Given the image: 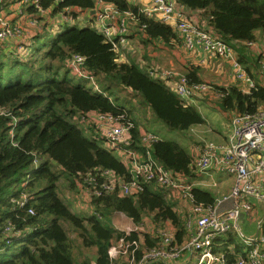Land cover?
I'll use <instances>...</instances> for the list:
<instances>
[{
  "label": "trees",
  "instance_id": "16d2710c",
  "mask_svg": "<svg viewBox=\"0 0 264 264\" xmlns=\"http://www.w3.org/2000/svg\"><path fill=\"white\" fill-rule=\"evenodd\" d=\"M5 1L7 9L17 0ZM101 1L113 2L122 11H138L126 0ZM177 1L201 11L239 53V60L246 62L244 48L256 40L257 30L264 29V0ZM96 2L40 0L39 4L55 15L74 7L93 10ZM25 11L33 16L40 14L35 5L24 7ZM137 24L150 39L171 45L178 38L171 25L144 15ZM46 35L47 32L40 33L35 43L22 46L0 40V107L9 112L0 115V264H111L108 249L125 235L111 220L119 213L135 223L149 213L153 221L169 219L177 227V239L183 241L185 222L168 200L167 188L148 184L141 193L129 196L108 192L93 198L90 214H78L60 195L59 182L63 179L75 190L80 175L97 168L115 170L129 179L120 156L102 146L99 140L104 139L95 135L92 126L79 121L89 112H125L131 116V110L117 102L121 89L132 91L172 129L189 132L193 126L205 123L202 114L196 107L185 105L164 80L153 77L136 62L119 61L112 44L96 28L66 23L47 44L48 49H43ZM74 55L85 57V68L94 76L100 91L90 86L88 79L73 73L70 62ZM199 70L192 66L185 73L191 83L201 82ZM216 88L223 94L220 105L225 110L253 113L264 104L263 86L257 85L249 92L236 85ZM139 135L136 126L133 136L138 149ZM153 155L166 168L190 176L193 158L178 142L159 139L153 145ZM193 192L197 201H215L210 192L199 188ZM8 225L14 232H6ZM70 232L77 233L83 247H97L94 262L75 259ZM145 235L147 245H153L154 237ZM130 237L139 238L137 233ZM215 241L224 243L220 250L226 253L228 264H234L235 257L244 253L240 238L233 232L218 235Z\"/></svg>",
  "mask_w": 264,
  "mask_h": 264
},
{
  "label": "built area",
  "instance_id": "2783aa9c",
  "mask_svg": "<svg viewBox=\"0 0 264 264\" xmlns=\"http://www.w3.org/2000/svg\"><path fill=\"white\" fill-rule=\"evenodd\" d=\"M99 2L103 5L93 9L96 29L112 44L118 60L119 48L127 43L128 19L138 23L140 16L144 15L171 25L185 49H200L211 59L229 60L235 77L246 83L249 90L257 86L237 58L234 48L217 31L207 29L194 21L186 7L177 0H146L145 4L138 7L136 13L132 10L122 11L113 2ZM15 3V10L21 15L24 13V7L35 5L40 14L30 18L29 23L35 27H43L40 18L49 10L40 7V0H17ZM5 10L4 0H0V40L7 41L23 36V27L20 24H12ZM57 16L58 19L54 20L56 25L58 22H71L73 11L68 8ZM84 62V56L74 55L70 62L73 73L88 79L90 86L100 91L94 76L86 70ZM148 71L155 78L173 80L172 90L185 105L194 94L214 89L210 83H191L185 74L170 70ZM261 71L264 74V60ZM2 114L9 112L0 107V115ZM79 121L85 126H92L95 135L107 142L108 149L120 156L130 174L129 179H125L115 170L101 168L82 173L76 181V196L79 202L92 207L95 196L114 191H118L121 196L137 195L144 191L146 185L157 184L169 188L192 204V214L186 224L188 227L192 224L195 226L189 237L181 242L176 237V231L170 227L169 219L166 220L169 223L165 228H155L152 231L146 230L145 220L135 223L130 218L129 224L122 228L125 235L114 240L108 249L111 264H161L167 259L170 262H180L185 258L189 264H228L226 253L218 248H223L224 243L215 240L218 235H227L230 232L240 238L244 252L235 257L234 264H264V217L258 220V230L254 235H246L239 223L242 211L254 210L250 198L264 203V108H259L253 113L235 112L230 123L229 143L219 145L206 142L201 146L200 154L192 159L191 166L201 173H207L216 166L233 178L229 194L211 204L197 201L193 192L194 184L187 181L185 175L166 168L154 157L153 145L160 139L158 134L149 130L140 131V148L134 147L133 130L137 125L125 112L118 115L89 112L82 115ZM229 200L232 202L231 207L222 210L221 205ZM29 211L34 214L33 209ZM166 221H157V224ZM6 232H14L13 227L8 225ZM146 232L154 234L153 245H147ZM18 233L19 231L14 234ZM133 233H137L139 238H131Z\"/></svg>",
  "mask_w": 264,
  "mask_h": 264
},
{
  "label": "crops",
  "instance_id": "0c3cea01",
  "mask_svg": "<svg viewBox=\"0 0 264 264\" xmlns=\"http://www.w3.org/2000/svg\"><path fill=\"white\" fill-rule=\"evenodd\" d=\"M130 4L135 5L137 7L142 6L146 3V0H128ZM17 3L9 4L7 7L6 14L9 20H11L12 24L22 23L26 28H23L25 33L23 36L14 37L12 39L7 40L8 45L14 46L18 44V46H22L23 44H31L32 37L42 33L44 34L45 29L43 27H35L31 26L33 31H28V26L30 25L29 19L34 14H25L24 16H16L14 10ZM103 4L97 0L95 7H101ZM187 12L190 14L191 18L206 27L207 29L215 30L208 22L207 18L203 16L202 12L199 10H192L189 8H185ZM76 15H73V19L71 22H58L54 27L55 30L62 29L66 23L68 24H77L79 26H89L92 28H96V20L94 13L92 10H80L77 7L71 8ZM51 11H47L42 16L44 20L41 18L42 24H47L46 22L55 20L54 17L50 15ZM16 16V17H15ZM34 17V16H33ZM47 19V20H46ZM128 34H127V43L125 46H121L123 49H126L127 54L123 56L122 62H131L134 61L139 64L142 68L148 70H170L177 72L178 74H185L192 66L199 67V76L200 81L205 83H210L213 86V91H209L206 93H196L189 101L187 105H192L196 107L200 113L202 114L205 123L200 125L193 126L187 134L190 133L194 137L193 143L190 145V149H186L189 154L194 159L195 156H198L201 152V146L206 142H214L219 145H227L229 143V138L231 135V118L233 117L235 111L234 110H225L220 105L221 96L219 95V91L216 87H228L230 85L238 86L242 91L249 92L248 86L246 83L238 80L235 77L234 69L229 60L222 58H209L205 55V53L200 50H187L182 45L179 38L173 41L171 45L169 43H165L162 40L158 39H150L145 34V32L138 26L137 22L131 19H128ZM47 30V29H46ZM216 31V30H215ZM132 49V51H131ZM237 58L239 59V53L234 49ZM243 56L245 57L246 62L243 63V66L248 71L249 75L252 77L256 85H260L264 87V74L262 73V62L264 60V29H259L256 31V40L252 43L246 45L244 48ZM219 62V65H214V63ZM168 86L172 88L173 80L165 81ZM209 96V99L216 98L219 102L218 105H212L211 109L203 110L204 106L209 104L210 102L205 100V97ZM264 108V104L260 107ZM205 112L208 113L206 117ZM227 120L225 122V120ZM137 124L140 131L149 130L146 125H142L140 122L134 120ZM151 131V130H150ZM155 132V131H151ZM227 132V134H226ZM230 132V133H229ZM158 134L157 132H155ZM210 134L211 137H208ZM159 136V134H158ZM191 137V136H189ZM161 139V137L159 136ZM187 181L192 182L194 184V188H199L201 190L210 192L214 199H220L225 195H228L231 187L233 185V178L230 174L225 171L220 170L216 166H213L207 173H201L197 171L194 167H192V172L190 176H186ZM76 191V188L75 190ZM167 198L173 204L174 210L179 212V215L183 218L185 222V235L182 240H185L191 234L194 224L190 227L187 226L186 222L191 217L192 214V204L180 198L176 195L172 190L167 188ZM75 198L73 199L74 205L82 209L81 207H87L85 203L79 202L77 199L76 193L73 195ZM72 200V199H71ZM252 203L254 204V210L251 212L242 211L240 216V226L242 227L244 233L246 235H254L257 233L258 220L264 217V203L262 201H257L253 198H250ZM232 202L226 201L221 205V209H227L231 207ZM125 216V217H124ZM147 217V216H146ZM143 220L147 222L150 220L154 228L156 227L155 221L149 216ZM130 218L122 213L119 215H114L112 218V222L117 225L119 228L125 227L129 224ZM170 221V227L174 229L177 233V227L175 224ZM165 222V221H162ZM168 221H166V225H168ZM173 225H172V224ZM245 226V229L244 227ZM147 233V232H146ZM151 237H154L153 233H148ZM155 239V237H154ZM242 242V241H241ZM223 243V242H221ZM233 247V246H229ZM161 264H189L188 260L183 259L180 262H170L169 259L164 260Z\"/></svg>",
  "mask_w": 264,
  "mask_h": 264
},
{
  "label": "rangeland",
  "instance_id": "374dc122",
  "mask_svg": "<svg viewBox=\"0 0 264 264\" xmlns=\"http://www.w3.org/2000/svg\"><path fill=\"white\" fill-rule=\"evenodd\" d=\"M4 3H7V2L4 0ZM12 5L13 4H11V6ZM14 12H15L16 16H24L25 14H27L26 11L24 12L23 15L19 14L16 10H14ZM51 16L54 17L55 19H58L57 14H55V15L51 14ZM46 23L47 24L43 25V28L45 29L44 31L47 32V35L44 36V39H46L45 40L46 45H43V49H48L47 44L50 43V41L54 38L56 33L61 32L63 30V27H64L63 26L62 29L60 28V30L58 31V30L53 29L54 27H51V25H54V26L56 25L54 20L49 21V19H48V21ZM50 23H52V24L50 25ZM78 23H80V22L77 21V24ZM18 24H20L23 28H26L22 23H18ZM31 26L32 25H29L27 27L28 31H29L28 35H30V33H31L30 31H33L31 29ZM35 38H37V37H35V36L32 37V41H33L32 44L35 43ZM40 42H41V40H40ZM119 50H120L119 60H122L123 56H125L127 54V52H126V49H123L122 47H120ZM131 51H132V49H131ZM214 65H219V62L214 63ZM71 76L72 75H70V77ZM71 78H73V77H71ZM73 79L75 81L81 82L79 79H75V78H73ZM121 90H122L120 93L121 97L117 100V102L120 104H123L126 108L131 110V116L134 120H136L137 122H140L142 125H146L148 127L149 131L151 130V131L157 132L161 138L176 141L180 145H182L184 148H186L188 150L190 149V145L194 141L193 135H191L190 133L187 134L184 131L172 129V128L166 126L157 118V116L155 115V113L153 112V110L151 108L144 106L140 102V98L137 95H135L129 89H121ZM205 100L210 102V103L207 104L206 106H204L203 110L211 109L212 105L214 106V104H216V105L219 104V102L216 98L209 99V96H206ZM205 115H207L206 117H208V118L212 117V116H208L207 112H205ZM226 121L227 120H225V122ZM226 134H227V132H226ZM86 135L89 137H92V135L88 132H86ZM189 136H191V137H189ZM208 137H211L210 134L208 135ZM99 142L102 144V146H104L108 149V144L106 141L99 140ZM59 187H60L59 193L63 197L65 203L68 205V207L70 208L71 211L78 213V214H81V213L90 214L92 212V208L90 205H88L87 207H81L82 209H79L74 205L73 199L75 197L73 195L76 193V191H74L68 187L67 181L61 179V181L59 182ZM149 214H147L146 216L148 217ZM113 217H114V215L111 218H113ZM165 227H166V223H159V224L156 223L155 228L157 230V229L165 228ZM243 227L245 229V226H243ZM145 228H146V230H152L154 228V226L152 225L150 220H147ZM70 235L73 238L72 239L73 240V254H74L75 259L79 262L84 261V260H91L92 262H94L95 257H96L97 247H90V248L83 247L82 245H80V240L77 237V233L70 232ZM218 248L222 249L221 247H218Z\"/></svg>",
  "mask_w": 264,
  "mask_h": 264
},
{
  "label": "water",
  "instance_id": "95a60500",
  "mask_svg": "<svg viewBox=\"0 0 264 264\" xmlns=\"http://www.w3.org/2000/svg\"><path fill=\"white\" fill-rule=\"evenodd\" d=\"M92 12L94 13V10H92Z\"/></svg>",
  "mask_w": 264,
  "mask_h": 264
}]
</instances>
